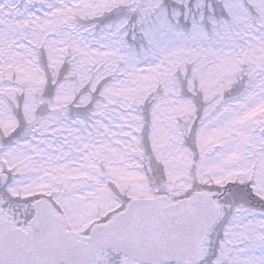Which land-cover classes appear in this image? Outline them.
Segmentation results:
<instances>
[{
	"label": "snow or ice",
	"instance_id": "obj_1",
	"mask_svg": "<svg viewBox=\"0 0 264 264\" xmlns=\"http://www.w3.org/2000/svg\"><path fill=\"white\" fill-rule=\"evenodd\" d=\"M0 264H264V0H0Z\"/></svg>",
	"mask_w": 264,
	"mask_h": 264
}]
</instances>
